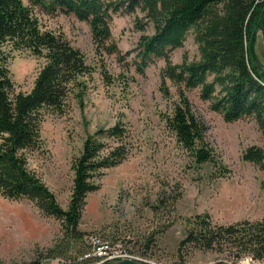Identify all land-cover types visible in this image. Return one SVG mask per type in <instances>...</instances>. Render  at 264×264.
<instances>
[{
  "label": "rangeland",
  "instance_id": "374dc122",
  "mask_svg": "<svg viewBox=\"0 0 264 264\" xmlns=\"http://www.w3.org/2000/svg\"><path fill=\"white\" fill-rule=\"evenodd\" d=\"M22 2L41 29L62 33L91 68L72 78L59 106L37 110L39 139L23 151L27 169L66 208L71 160L88 134L120 123L126 150L116 164L102 169L97 186L86 193L76 237L65 234L59 219L44 214L28 197L0 193V264H79L76 257L89 235L119 243L148 262L134 260L148 264H259L248 255L232 262L225 251L178 246L196 213L205 212L217 223L254 220L264 213V170L241 158L248 145L264 147L254 119L244 115L223 120L209 107L210 100L199 96V85L187 87L161 75L162 57L138 66L136 41L154 31L152 20L138 7L111 11L110 36L103 46H95L86 20L60 10L45 13L28 0ZM192 34L190 28L181 44L170 49L171 62L183 56L197 59ZM254 49L264 64L259 30ZM1 50L14 90L27 91L43 57L14 48L10 40L3 41ZM183 102L205 127L202 138L211 153L203 161L194 159L167 124V117ZM102 140L116 143L108 137Z\"/></svg>",
  "mask_w": 264,
  "mask_h": 264
},
{
  "label": "trees",
  "instance_id": "16d2710c",
  "mask_svg": "<svg viewBox=\"0 0 264 264\" xmlns=\"http://www.w3.org/2000/svg\"><path fill=\"white\" fill-rule=\"evenodd\" d=\"M28 1L45 13L60 10L86 20L95 46H103L110 36L111 11L130 12L136 7L145 11L154 31L141 34L136 41L138 66L162 57L165 64L161 75L187 87L199 85V96L210 100L209 107L220 112L225 121L250 115L264 136V80L247 52L248 36L264 0ZM190 28L197 59L186 60L183 56L180 62H171L168 52L181 44ZM5 40H10L14 48L24 47L43 57L27 91L14 90L1 50ZM90 69L80 49L62 33L41 29L22 0H0V193L33 200L44 214L59 219L62 231L70 237L80 234L77 223L86 193L97 186L102 169L116 164L126 150L121 141L124 126L115 122L85 137L79 154L71 160L73 176L66 208L60 207L47 186L27 169L23 151L33 148L39 139L37 110L59 106L72 78ZM167 124L196 161L209 157L211 148L202 138L205 127L184 102L167 117ZM101 137L116 143L105 144ZM241 158L264 170V147L248 145ZM261 187L264 189V181ZM184 244L225 251L232 262L248 255L264 264V213L254 220L229 223L212 222L205 212L196 213L178 242V246Z\"/></svg>",
  "mask_w": 264,
  "mask_h": 264
},
{
  "label": "built area",
  "instance_id": "2783aa9c",
  "mask_svg": "<svg viewBox=\"0 0 264 264\" xmlns=\"http://www.w3.org/2000/svg\"><path fill=\"white\" fill-rule=\"evenodd\" d=\"M123 257H133V259L148 262L143 256L122 248L121 244L95 235H89L87 246L79 253L76 260L79 264H104Z\"/></svg>",
  "mask_w": 264,
  "mask_h": 264
},
{
  "label": "water",
  "instance_id": "95a60500",
  "mask_svg": "<svg viewBox=\"0 0 264 264\" xmlns=\"http://www.w3.org/2000/svg\"><path fill=\"white\" fill-rule=\"evenodd\" d=\"M260 31L262 44L264 47V4L259 9L256 22L254 23L253 27L250 30L248 40H247V52L249 54L252 66L258 70L260 77L264 80V64L258 58L257 53L255 52V40L257 31ZM111 264H148L143 263L131 258H121L118 259Z\"/></svg>",
  "mask_w": 264,
  "mask_h": 264
}]
</instances>
